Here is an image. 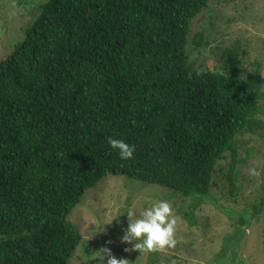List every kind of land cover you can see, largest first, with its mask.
Instances as JSON below:
<instances>
[{"label": "trees", "instance_id": "16d2710c", "mask_svg": "<svg viewBox=\"0 0 264 264\" xmlns=\"http://www.w3.org/2000/svg\"><path fill=\"white\" fill-rule=\"evenodd\" d=\"M208 4L39 5L24 41L0 62V264H69L83 240L69 215L108 175L209 199L231 152L235 187L237 139L264 126L255 118L262 78L243 76L238 46L224 70L190 64L188 34ZM109 138L134 145V157L120 159ZM150 253L148 264H163L155 257L164 252Z\"/></svg>", "mask_w": 264, "mask_h": 264}, {"label": "rangeland", "instance_id": "374dc122", "mask_svg": "<svg viewBox=\"0 0 264 264\" xmlns=\"http://www.w3.org/2000/svg\"><path fill=\"white\" fill-rule=\"evenodd\" d=\"M44 1L0 0V62L24 41ZM188 41L189 62L197 69L224 70L225 53L238 46L243 76L262 78L260 104L264 106V0H209L193 20ZM255 118L264 125V112ZM235 147L237 166L231 174L235 187L228 178L233 162L228 152L217 164L209 199H184L171 189L123 175H108L89 188L69 215L83 236L69 264H107L111 257L126 260V264L131 258L137 264H148L150 251L137 250L135 241L121 239L130 222L126 212L132 210L139 218L161 200L173 209L177 242L158 250L164 252L155 257L159 262L264 264V126L242 133ZM191 206L195 225L186 216ZM240 213H245V223ZM230 240L234 244L226 246Z\"/></svg>", "mask_w": 264, "mask_h": 264}, {"label": "clouds", "instance_id": "9594fccd", "mask_svg": "<svg viewBox=\"0 0 264 264\" xmlns=\"http://www.w3.org/2000/svg\"><path fill=\"white\" fill-rule=\"evenodd\" d=\"M108 143L114 151L118 152L120 159L128 160L134 157L136 151L134 145L113 138H109ZM126 214L130 222L121 238L122 241L129 243L135 241V249L147 251L163 250L176 245L177 221L171 205L166 200H161L145 209L140 213L139 218H135L136 213L132 210L127 211ZM107 264H126V260L111 257Z\"/></svg>", "mask_w": 264, "mask_h": 264}]
</instances>
